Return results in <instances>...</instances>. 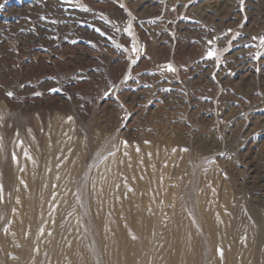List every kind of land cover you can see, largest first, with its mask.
<instances>
[{
	"label": "rangeland",
	"instance_id": "rangeland-1",
	"mask_svg": "<svg viewBox=\"0 0 264 264\" xmlns=\"http://www.w3.org/2000/svg\"><path fill=\"white\" fill-rule=\"evenodd\" d=\"M261 39L264 0H0V264H264Z\"/></svg>",
	"mask_w": 264,
	"mask_h": 264
},
{
	"label": "snow or ice",
	"instance_id": "snow-or-ice-1",
	"mask_svg": "<svg viewBox=\"0 0 264 264\" xmlns=\"http://www.w3.org/2000/svg\"><path fill=\"white\" fill-rule=\"evenodd\" d=\"M121 6L123 7V5H121ZM83 10H84V11H89V9H87V8H84ZM129 15H131V14L129 13ZM97 31H100V30L97 29ZM101 35H103V33H101ZM261 43L264 44V39H261ZM208 55L211 57V56H213L214 54H213L212 52H209ZM169 70H170V71H175V69L171 68L170 66H169ZM6 94H7L9 97H11V96L13 95L12 92H7Z\"/></svg>",
	"mask_w": 264,
	"mask_h": 264
},
{
	"label": "bare ground",
	"instance_id": "bare-ground-1",
	"mask_svg": "<svg viewBox=\"0 0 264 264\" xmlns=\"http://www.w3.org/2000/svg\"><path fill=\"white\" fill-rule=\"evenodd\" d=\"M199 220V219H198ZM204 221V220H203ZM211 231V230H210ZM212 233V232H211ZM207 234V233H206ZM208 235V234H207ZM210 238V237H209ZM215 243V242H214ZM239 261V260H238Z\"/></svg>",
	"mask_w": 264,
	"mask_h": 264
}]
</instances>
